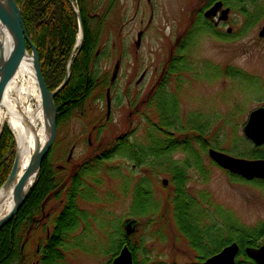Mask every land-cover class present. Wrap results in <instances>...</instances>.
Listing matches in <instances>:
<instances>
[{
	"label": "rangeland",
	"instance_id": "rangeland-1",
	"mask_svg": "<svg viewBox=\"0 0 264 264\" xmlns=\"http://www.w3.org/2000/svg\"><path fill=\"white\" fill-rule=\"evenodd\" d=\"M88 1L96 7L95 14L100 16V20L93 23L99 27L97 50L105 54L98 65L100 86L93 90L82 107L74 108L57 124L55 141L45 158L53 172L66 168L67 172L58 176L64 178L68 186L70 170H78L85 162L94 161L100 152L116 146L121 137L125 138V144L103 157L98 171L90 173L94 177L81 181L76 190L74 200L80 220L75 222V239L64 249L65 263L107 264L112 257L107 251L113 247L114 239H120L117 232L128 218L140 222L133 242L140 264L195 262L199 252L180 230L184 227L193 231L191 224L195 221L185 219L178 224L180 227L170 214L169 199L175 196L170 176L177 173L175 169L181 170L185 177L189 194L198 198L201 204L205 203V197L209 199L214 207L209 208L212 214L219 213L218 217L224 219L220 223L213 221L214 217L212 221H196L195 235L209 224L224 227L222 223L226 221L227 211L247 227L264 222L262 183L234 179L226 170L212 164L208 156L209 149H215L235 158L256 160L251 156L252 148L257 146L245 137L244 127L251 112L264 107V37L260 36L264 27V0H241L242 3L250 2V8L239 4L240 0H227L233 8L230 27L234 34L223 38L204 28L199 20L200 9L210 0H156L152 5L146 0ZM187 30L189 33L184 34L181 45L175 48V42ZM223 31L226 32L227 27ZM140 32L143 34L139 40ZM184 55L187 59L182 60ZM172 56H175L174 65L180 68L181 75L169 81L165 75L162 80L167 61ZM117 64V75L112 81ZM227 69L231 73L240 70L248 78L235 77L228 74ZM22 86V82L17 81L11 91L15 103L24 106L28 100L35 104ZM157 86L160 106L164 103L165 98L161 99L164 90L175 98L172 101L174 109L165 103L162 110L176 114L185 130L175 132L168 126L165 131L173 130L171 134L181 140L185 136L190 138L187 140L194 152L188 157L183 149L174 150L172 155L160 149V145L171 138L160 134V129L153 126L161 123L152 113L153 101L145 105L151 90ZM108 89L112 101L110 112ZM106 116L109 123H104ZM148 117L151 120L148 121ZM6 125L9 126L3 120L1 131ZM98 125L101 129L97 141L92 142L94 135L91 132ZM154 143L159 145L157 150L161 154L151 152L148 146ZM127 144L132 147L128 149ZM130 149L136 150L137 154L129 155ZM16 155L15 138L14 156L9 157L7 163L13 166ZM188 158L189 164L186 163ZM135 161L139 164L133 168ZM142 178H146L141 186L148 195L136 194L135 187ZM164 179L168 180V185H163ZM176 189L180 191L181 186ZM66 192L64 189L61 200L49 199L44 213L36 215V221L44 217L42 223L52 229L63 202H66ZM196 206L190 211L194 216L201 215ZM38 234L40 231L32 234L29 254H32V244L38 242ZM190 235L195 238L193 233ZM261 242L264 244V239ZM6 250L0 244V257Z\"/></svg>",
	"mask_w": 264,
	"mask_h": 264
},
{
	"label": "trees",
	"instance_id": "trees-1",
	"mask_svg": "<svg viewBox=\"0 0 264 264\" xmlns=\"http://www.w3.org/2000/svg\"><path fill=\"white\" fill-rule=\"evenodd\" d=\"M16 1L22 11L27 35L33 45L37 48L41 71L50 91H55L63 83L70 66L69 81L55 98L58 112L57 124L59 125L63 118L74 108L82 107L93 90L100 86L98 83V65L105 54L97 50L99 27L93 24L100 20V16L95 14L97 11L96 7L88 0H73V2L71 0ZM75 3H77L78 9L76 8ZM240 3L245 5L246 8L250 6V2L242 3L240 0L239 4ZM79 16L81 17L83 27V40L80 47L76 49L77 37L80 31ZM254 21L255 20L253 19L252 22ZM25 47L29 51L32 50L27 41H25ZM183 59H187V57L184 55L182 60ZM183 63L184 62H182V65ZM174 64L175 56H172L167 61L166 70L162 76V80L165 78V75L168 76L166 81H169L170 78L181 75L179 72L180 68H176V65ZM172 65H174V68H171V70L170 67ZM227 70H229L228 74H233L235 77L241 76L248 78V75L240 70H237L235 73H231L230 69ZM168 71L171 74H169ZM158 94L159 86L151 90L149 97H147L145 101V105L153 101L152 105L155 104V106L152 113L158 116L161 123L156 125L152 124L156 129H160V134L163 133L164 135H167L168 138H171L170 141H165L162 146L160 145V149L161 151L167 150L166 153L171 155L174 153V150L183 149L186 151L185 154L188 157L194 152L192 147L190 148L189 141L187 140L190 138L185 136L186 138L181 140L180 138H175L173 135L174 133L171 134L173 130L175 132L182 128L185 130L184 125L179 124V119L176 114L171 115L163 113L164 110H162L165 103H167V105L171 104L172 106V101H175V98H172L173 95H171L168 90H164V92H161V99H165L163 105L160 106L158 101L160 96L158 97ZM172 109H174V105L172 106ZM148 118V121L151 120L150 117ZM104 120H106L104 123H109L110 121L107 116ZM92 124L95 125L96 122H92ZM168 126L173 128V130H170V132L165 131V127ZM100 129L101 126L99 127L98 125L94 131L91 132L94 135L92 142L97 141ZM173 136L174 138H172ZM189 136L191 137L192 135H188V137ZM123 143L125 144V138L121 137L115 144L116 146L100 152V154L93 159L94 161L91 160L85 162L82 166H79L78 170H70L69 174L71 176L68 178V186L65 185V179H59L60 177L58 176V174H65V172H67L66 168L63 170H55V172H53L49 167L48 158H45L36 182L30 191L24 206L18 215L0 230V244L7 249L5 255L0 257V264H66L63 254L65 251L64 249L75 239L73 233L76 225L75 222L78 219L80 220L78 217L79 211L74 200V198H76V190L79 188L81 181H84V179L86 181L87 178L90 179L91 177H94L90 173L92 171H98L97 169H99L101 162L104 161L103 157L111 152H116L119 149V146ZM129 143L131 142L129 141ZM127 145L128 146L126 147L129 149L134 144ZM157 146H159L157 143L148 146L151 147L150 149L151 152L154 153L153 155L162 153H159ZM168 149L171 150V152H169ZM252 149L254 152L251 158L264 159V146L253 147ZM14 150L15 136L9 126L6 125L0 133V189L5 184L10 174L12 164L7 162L9 157L14 156ZM129 152V155L133 154V156H135L134 152L137 154L136 150L133 152L130 149ZM186 163H190V158L187 159ZM138 164L139 163L136 162L134 167L136 168ZM175 171H177V173H171L172 175L170 176V184L175 187V196L170 197L169 200L171 201L169 207H171L170 214L172 215V218L174 217L177 225H181V221H184L185 219L192 221V223L194 221L195 223L196 221L202 223L203 220L212 221L213 217L215 218L213 221H217V223L224 221V219L221 220V216L218 217L219 213L212 214V210L209 208L210 206L213 207V204L209 199L205 197L206 200L203 199L205 203L201 204L198 198H194L189 194L185 188V177L181 174V170L175 169ZM230 175L234 179L245 182L254 183L259 181L262 183L260 185L264 187V182L261 180H245L239 176ZM145 180L146 178H142L136 185V194H149L146 190L142 189L141 186ZM179 185L181 186V190L177 192L176 188ZM64 189L67 191L66 202H63V209L57 215L55 225H53L52 229L48 227L47 223H42L45 221L44 217H42L40 221H36V215L44 213L45 206L49 203V199H60ZM51 193L54 195H51ZM195 202H197V204ZM196 205H198V211L201 212L202 215H198L199 220L197 219L198 216H194L190 211L194 206L197 208ZM203 205L206 207H203ZM50 217L51 215H49V219ZM195 223L191 224L193 225V231H188L184 227L183 229H180L183 230L187 238H189L192 247L199 252L195 262L191 264H205L208 258L218 254L224 247L232 243H237L240 246V251L236 258V264H257L248 257L245 250L247 247L258 248L264 245L261 242L262 239H264V222L259 223L256 227H247L241 224L232 212L227 211L226 221L222 223L224 227L219 226L218 224V226H211L209 224L208 226H204L203 231H199L197 235L194 233V228H196L194 225H197ZM198 230H200V227H198ZM34 231H40V234H38L39 236L36 240L38 242L32 244V254H29L28 247L31 245L30 239ZM190 233H193L196 239L193 238ZM117 234L120 239H114V241H112L113 247L107 251L112 257L107 264H112L113 260L118 256L120 250L125 245H128L132 252L134 264H140L138 262L136 249L133 245L135 238H125L122 223Z\"/></svg>",
	"mask_w": 264,
	"mask_h": 264
},
{
	"label": "water",
	"instance_id": "water-1",
	"mask_svg": "<svg viewBox=\"0 0 264 264\" xmlns=\"http://www.w3.org/2000/svg\"><path fill=\"white\" fill-rule=\"evenodd\" d=\"M71 1L73 2V0ZM221 7V2L215 4L214 7L206 12L205 16L207 18H212L216 15L217 11ZM229 12V9L223 11L224 18L228 16ZM0 18H2L7 24L11 38L10 44L6 51H3L2 48H0V109L3 103L7 86L9 85L13 74L16 72L19 66L21 57L26 54L29 55L30 59L33 62L34 72L37 79L42 103L46 114L51 118L50 137L44 147L39 150L33 157L28 169L17 182V203L15 207L8 213V215L0 220L1 230L9 222L12 221L21 207L25 204L31 189L35 184L34 182L33 185H31V187L27 190V182L32 176H34L36 180L40 172L42 163L55 141L57 134V107L55 104V98L69 81L70 66L63 83L55 91H50L41 71L37 48L33 45L29 36L27 35L22 11L16 0H0ZM79 19L80 33L78 35L76 48H78L81 44V41H79V36L83 38V27L80 16ZM260 36L264 37V27L260 32ZM25 41L30 44V47L32 49L31 52L25 47ZM118 68L119 64L116 65L113 80H115L116 78ZM107 104L110 111L111 99L109 92L107 94ZM244 134L245 137L250 140L255 146H264V107H260L251 112L248 122L244 127ZM209 156L219 167L227 170L231 174L241 176L242 178L247 180L261 179L264 181V159L248 160L243 158H235L215 149H209ZM18 174L19 160L18 156L16 155L12 169L7 178V181L3 185V188L8 187L12 183H14L18 177ZM163 184L168 185V180L164 179ZM137 225L138 221L135 219H127L123 223L125 237L127 239L131 238L135 234ZM239 251L240 246L237 243H232L222 249V251H220L218 254L208 258L205 264H236V257L239 254ZM245 252L248 257L254 260L257 264H264V245L258 248L247 247ZM112 264H134L132 252L129 249L128 245L123 246L119 255L113 260Z\"/></svg>",
	"mask_w": 264,
	"mask_h": 264
},
{
	"label": "bare ground",
	"instance_id": "bare-ground-1",
	"mask_svg": "<svg viewBox=\"0 0 264 264\" xmlns=\"http://www.w3.org/2000/svg\"><path fill=\"white\" fill-rule=\"evenodd\" d=\"M81 39L82 37L79 36V41ZM10 40L9 28L5 21L0 18V48L3 51L7 50ZM17 81L22 82V89H25L33 97L35 104L28 102V100L24 106H18L15 103L11 91L16 86ZM3 120H6L16 138L19 174L14 183L0 189V220L15 207L17 182L28 169L36 153L47 143L51 134V118L45 112L33 62L29 55L24 54L21 57L19 66L7 86L0 109V124ZM34 182L35 177L32 176L27 182L26 189L28 190Z\"/></svg>",
	"mask_w": 264,
	"mask_h": 264
},
{
	"label": "flooded vegetation",
	"instance_id": "flooded-vegetation-1",
	"mask_svg": "<svg viewBox=\"0 0 264 264\" xmlns=\"http://www.w3.org/2000/svg\"><path fill=\"white\" fill-rule=\"evenodd\" d=\"M149 4L152 5V3L156 0H146ZM221 2L222 3V7L217 11L216 15L213 16L212 18H207L205 16L206 12L209 11L212 7L215 6V4ZM153 8V6H152ZM229 9L230 12L228 14V16L226 18H224L223 15V11ZM233 12V8L231 6H229V3L227 2V0H210L206 5H204L200 11H199V20L202 23V26L204 28H206L207 30H209L211 33L217 35L218 37H230L231 35H233V28L230 27V17H231V13ZM227 27V31L224 32L223 30ZM190 30L184 31L182 35H180L179 39H177V41L175 42V48L179 47L181 45V42L183 40V36H185L184 34L189 33ZM224 33V34H223ZM143 32L139 33V38L141 39ZM222 34V35H221ZM108 91H110V89H108ZM133 168H135L133 166Z\"/></svg>",
	"mask_w": 264,
	"mask_h": 264
}]
</instances>
